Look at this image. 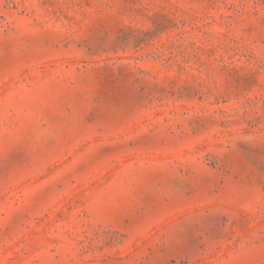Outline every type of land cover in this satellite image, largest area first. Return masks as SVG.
<instances>
[{
	"label": "rangeland",
	"instance_id": "374dc122",
	"mask_svg": "<svg viewBox=\"0 0 264 264\" xmlns=\"http://www.w3.org/2000/svg\"><path fill=\"white\" fill-rule=\"evenodd\" d=\"M0 264H264V0H0Z\"/></svg>",
	"mask_w": 264,
	"mask_h": 264
}]
</instances>
